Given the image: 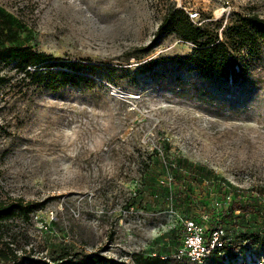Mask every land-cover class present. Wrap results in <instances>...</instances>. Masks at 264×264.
I'll return each instance as SVG.
<instances>
[{"label": "rangeland", "instance_id": "obj_1", "mask_svg": "<svg viewBox=\"0 0 264 264\" xmlns=\"http://www.w3.org/2000/svg\"><path fill=\"white\" fill-rule=\"evenodd\" d=\"M171 6L197 10L199 26L221 20L222 38L233 14L264 18V0H0V45L51 55L54 71L84 65L78 84L53 88L45 66L46 79H32L0 61V200L40 204L2 224L0 246L40 264L99 251L116 263L143 253L208 264L179 256L192 219L165 187L191 164L206 168L195 206L221 179L233 186L226 200L238 189L264 204V40L242 50L237 76L206 77L179 59L193 43L174 30L155 37ZM224 264H264V252L243 247Z\"/></svg>", "mask_w": 264, "mask_h": 264}, {"label": "trees", "instance_id": "obj_2", "mask_svg": "<svg viewBox=\"0 0 264 264\" xmlns=\"http://www.w3.org/2000/svg\"><path fill=\"white\" fill-rule=\"evenodd\" d=\"M220 25H222L221 20H209L199 26L191 20L185 10L171 6L155 37L166 30H174L181 40L191 42L195 46L191 55L179 58L180 60L194 65L206 77L233 78L234 75H238L240 69H243L247 61L242 50L247 49L250 52L256 47L259 39L264 40V18L256 14H233L224 25L225 38L220 37L217 32ZM4 30L5 28L2 29V31ZM7 43L0 45V61L5 64L15 62L18 69L24 71L26 76L32 79L40 77L42 80L46 79L43 71L38 70L45 66L49 70L47 73L50 75L51 81L60 79L59 84L57 86L54 84L53 88L69 83H79L81 76L74 72L84 66L81 62L63 60L61 62L62 69L54 71L55 69L51 68L58 66L57 58L37 52L27 46ZM152 43L139 50L150 51ZM67 66L72 67L74 71L65 70L64 68ZM29 67H34L36 70L32 71ZM195 169L196 166L191 164L184 173L178 171L173 181L165 187L169 194L168 198L177 199L185 216L206 226L209 233V237H206L208 240L215 231L222 230L225 233V236L222 237V245L211 250L207 260L208 264H224L226 259H234L238 251L247 246L252 247L256 254L264 252V204H259L257 197L250 196L248 191L241 190L239 192L238 189L230 201L226 200V197L230 195L227 193L229 189L233 190V186L227 180L221 179V184H213V191H211L213 197L210 198L208 194H205L206 204L195 206L192 202L195 197H198V188L193 180L197 178L195 171L202 173L206 168ZM190 199L191 201L188 202ZM39 208L40 204L37 203L1 199L0 228L4 222L16 215L28 217L30 213ZM133 260L134 264H163L165 262L160 254L137 253L134 254ZM0 264H40V262L30 259L27 255L19 254L10 243H6L4 247L0 246ZM55 264L129 263H116L99 251L90 254L80 263L74 262L72 258L61 257Z\"/></svg>", "mask_w": 264, "mask_h": 264}, {"label": "built area", "instance_id": "obj_3", "mask_svg": "<svg viewBox=\"0 0 264 264\" xmlns=\"http://www.w3.org/2000/svg\"><path fill=\"white\" fill-rule=\"evenodd\" d=\"M187 13L194 23L200 20V13L197 10H187ZM187 228L191 234L186 237L185 244L179 251V256H186L195 262H206L211 250L222 245L223 231H215L208 240L201 227L194 220L187 221Z\"/></svg>", "mask_w": 264, "mask_h": 264}]
</instances>
